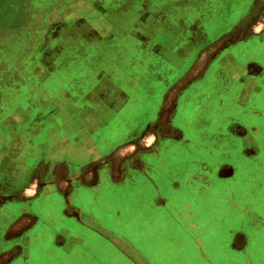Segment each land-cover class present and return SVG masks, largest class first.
Returning <instances> with one entry per match:
<instances>
[{
	"label": "crops",
	"instance_id": "0c3cea01",
	"mask_svg": "<svg viewBox=\"0 0 264 264\" xmlns=\"http://www.w3.org/2000/svg\"><path fill=\"white\" fill-rule=\"evenodd\" d=\"M26 1L36 11L50 9L55 2ZM5 3L0 0V5ZM62 3L40 32V44L29 52L31 62L23 66L15 62L14 70L9 62L0 64V259H36L38 251L47 250L48 255L49 249L67 240L71 246L63 254L77 258L83 254L93 262L100 257L86 253L84 247L89 244L84 240H91L87 234L93 233L137 264L86 217L113 230L119 227L118 220L126 221L122 229L131 230L135 214L151 216L150 226L139 227L142 237L144 230L155 232L158 227L153 224L160 218L163 224L175 213L197 212L189 199L171 202L179 188L174 186L176 177L166 172L183 163L196 164L192 150L209 147L205 132L195 130L205 141L194 138L192 144L189 130L198 115L197 98L210 94L207 84L214 81L215 68L217 75L236 86L235 99L245 97L242 109L250 101L252 87H261L264 64L251 56L264 48V39L252 35L243 45L216 50V61L199 60L205 58V46L179 20L187 10L182 9V0ZM35 10L30 11V20ZM5 12L1 15L13 20ZM149 84L152 87H146ZM219 84L218 92L229 96L225 90L230 85ZM136 101L145 102L143 127L136 111L130 110ZM250 107L253 110L243 109L245 113L253 111L256 116L260 111L264 118V109L255 103ZM239 116L241 120L233 117L218 127L232 137V147H243L236 129L244 131L243 125H251L256 131L255 124ZM185 190L188 198L195 197L192 188ZM199 205L207 206L203 201ZM122 238L132 240L124 234ZM167 245H172V264H213L207 258L193 260L187 254L191 248L162 240L161 264Z\"/></svg>",
	"mask_w": 264,
	"mask_h": 264
},
{
	"label": "rangeland",
	"instance_id": "374dc122",
	"mask_svg": "<svg viewBox=\"0 0 264 264\" xmlns=\"http://www.w3.org/2000/svg\"><path fill=\"white\" fill-rule=\"evenodd\" d=\"M4 1L6 3L0 5V50H2L0 54L5 50L7 53L3 54L0 64L9 62L8 67L14 70L15 62L23 66L32 61L33 57L32 54L29 55V52L40 44L42 37L40 32L45 30L50 15H56L61 10L63 0H55L50 9L46 7L38 8L37 11L34 9L36 14L33 15L32 20L29 15L30 11L34 14V10L26 0ZM182 1L185 3H182V9L187 10L184 14L182 13L179 20L182 19L186 29L197 34V38L205 46V58L201 57L199 60L213 59L216 61V50L243 45L251 39L252 35H258V39L262 35L264 39V0ZM177 6V2L174 1L173 9L176 12L179 11ZM4 10L13 20L5 19L1 15ZM52 44L55 45V42ZM107 49L111 50V44L107 43ZM251 57L257 58L264 64V48ZM18 64H16V69L19 68ZM22 66L20 69H23ZM210 78L208 76V79ZM213 78V83L210 81L207 84L210 94H200L201 97L197 98L198 100L195 99L199 105L198 115L194 117L189 130L191 131L190 142L194 138L205 141L200 134L196 135L195 130L205 132L208 135L205 142L209 147L192 150L195 154L191 153V155H195L193 158L197 160L196 165L188 166L183 163L166 172L176 177L177 181H174V186L179 188V191L173 194L171 202L175 204L179 198L189 199L196 205L194 210L198 213L188 214L189 216L175 213V218L171 216L172 219L163 224L160 223V218V222L153 224V227H158L155 232L144 230L146 232L142 237L139 231L143 229L139 227L149 225L148 218L151 216L135 214L132 223L129 224L133 230L122 229L125 228L126 221L121 224L118 220L119 227L113 230L101 222H94L89 216L86 217V221H91L100 233L115 239L113 241H116L119 247L134 257L137 264H161V240L165 243L171 242L175 245L174 247L181 245L188 249L191 248L192 252L188 251L187 254H191L193 260L198 262L207 258V261L213 264H264V118H260V111L256 116L252 114L253 111H250L251 115L244 111L251 109L252 105L254 107V103L258 105V109H264V80L258 82V86L261 87H252L250 101L245 104L243 110L240 102H244L245 97L235 99L232 94L236 86L225 80L222 75H217L216 68L213 70ZM251 80L249 82H252ZM220 81L224 83L223 85H230V90H225L229 96H223L218 92L216 87L221 85ZM146 87L150 88L152 85L149 84ZM24 91L27 95V89ZM162 95L163 89L161 90ZM209 95L210 98H208ZM222 99L224 101L221 102ZM143 104H145L144 101H136L132 108L129 107L138 114L140 127L147 122L141 113ZM239 115H243L247 123L255 124L256 131L251 130V125H243L244 131L236 129V135L243 147L239 145L232 147V137L228 133L219 132L218 127L233 117L241 120ZM122 117L123 120L119 119L126 122V117L124 115ZM233 144L235 145L234 140ZM185 156L188 155L181 154L182 158ZM153 167L155 168V165ZM161 170L165 171L166 167L161 166ZM156 173L159 174L157 171ZM190 175L193 177L192 180H189ZM185 188H192L195 191L193 194L195 197L188 198L189 192ZM203 194L206 195L203 196ZM202 201L207 206L201 207L199 203L202 204ZM123 234L131 238L133 242L121 239ZM87 235L91 240H84L89 242L87 246H84L86 253H95L100 257L93 262L88 261L89 258L85 259L83 254L80 258H77V255L71 256L70 253L68 256L63 254L62 252H67L68 246L71 245L67 243V240H61L64 244L62 246L57 244L55 249H49L48 252L51 253L48 255H45L47 250L38 251L40 257L37 258L40 260H36L35 257L25 261L0 259V264H132L104 239H100L93 233ZM189 240H196V243H190ZM171 248L172 245L164 247L162 256L164 264L173 262V255L170 254Z\"/></svg>",
	"mask_w": 264,
	"mask_h": 264
},
{
	"label": "flooded vegetation",
	"instance_id": "af4514ba",
	"mask_svg": "<svg viewBox=\"0 0 264 264\" xmlns=\"http://www.w3.org/2000/svg\"><path fill=\"white\" fill-rule=\"evenodd\" d=\"M194 165H196V164H194ZM193 166V165H192Z\"/></svg>",
	"mask_w": 264,
	"mask_h": 264
}]
</instances>
